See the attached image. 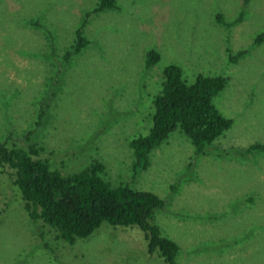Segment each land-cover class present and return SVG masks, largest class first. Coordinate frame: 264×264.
Masks as SVG:
<instances>
[{
  "label": "rangeland",
  "instance_id": "rangeland-1",
  "mask_svg": "<svg viewBox=\"0 0 264 264\" xmlns=\"http://www.w3.org/2000/svg\"><path fill=\"white\" fill-rule=\"evenodd\" d=\"M97 2L0 0V141L26 149L30 131L62 174L95 160L111 185L156 194L149 223L179 264H264V152L244 153L264 143V0H115L85 17ZM82 19L88 43L64 59ZM148 51L158 60L146 67ZM170 63L186 84L226 78L211 102L231 125L200 154L175 129L133 175L129 142L147 133ZM145 245L135 225L106 222L72 244L56 238L0 172V264H164Z\"/></svg>",
  "mask_w": 264,
  "mask_h": 264
},
{
  "label": "trees",
  "instance_id": "trees-1",
  "mask_svg": "<svg viewBox=\"0 0 264 264\" xmlns=\"http://www.w3.org/2000/svg\"><path fill=\"white\" fill-rule=\"evenodd\" d=\"M114 7L115 0H98L85 17ZM242 14L240 10L232 21L221 23L229 26L240 20ZM83 22L84 19L75 29L73 44L65 50L64 59L88 43L81 33ZM243 53L240 50L235 56ZM157 60L156 52L146 53V67ZM225 82L226 78L221 75H197L192 83L186 84L177 65L164 66L160 90L151 101L150 127L145 135L129 142L134 159L132 174L136 166L138 169L147 167L149 151L175 129L189 139L195 154L205 151L231 125V119L221 115L211 102ZM29 135L30 131L24 135L26 149L7 147L0 141V172L6 174L18 191L23 210L34 226L47 225L55 229L56 238L72 244L90 235L102 222L112 226L135 225L143 233L146 253H157L164 264H179L178 245L161 235L155 224L149 223L154 210L163 206L162 199L127 184L111 185L102 178L103 166L95 160L79 170L62 174L39 156L38 149L28 140ZM252 151L264 152V143L251 144L244 153Z\"/></svg>",
  "mask_w": 264,
  "mask_h": 264
}]
</instances>
